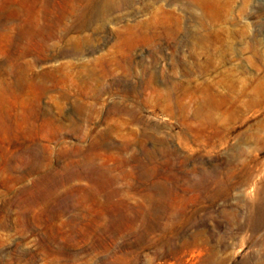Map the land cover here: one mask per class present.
<instances>
[{
	"label": "rangeland",
	"instance_id": "rangeland-1",
	"mask_svg": "<svg viewBox=\"0 0 264 264\" xmlns=\"http://www.w3.org/2000/svg\"><path fill=\"white\" fill-rule=\"evenodd\" d=\"M114 1L0 0V264H264V0Z\"/></svg>",
	"mask_w": 264,
	"mask_h": 264
},
{
	"label": "bare ground",
	"instance_id": "bare-ground-1",
	"mask_svg": "<svg viewBox=\"0 0 264 264\" xmlns=\"http://www.w3.org/2000/svg\"><path fill=\"white\" fill-rule=\"evenodd\" d=\"M90 2V4L88 5V11L87 12H82L77 18L72 19L74 24H80V27L72 26L71 28H63V30H66L67 32H71L75 29H81L83 27L88 26L90 23L92 22H96V21H100L103 24H106L107 22H109L110 19L107 18V14L110 11H113L114 9H116L117 3L114 0H104V3H101V1L98 0H87ZM161 7V6H160ZM162 8V7H161ZM151 9V8H150ZM158 13V12H156ZM170 16V14H169ZM68 17L65 16L62 19H67ZM28 27V26H27ZM174 27V26H173ZM49 29H51L52 31H54L56 28L55 25H49L48 26ZM171 30V29H170ZM178 33V32H177ZM137 34V33H136ZM122 38H126L124 37L125 35L121 34ZM173 38V37H172ZM81 41V40H80ZM84 43V42H83ZM85 47V46H84ZM52 48V47H51ZM77 49V48H76ZM66 55H70V54H74V51L71 52H64ZM39 60V59H38ZM98 62H104L106 64L111 63L110 59H106V58H101L98 60ZM97 69L96 68H92V72L96 73ZM43 82V81H42ZM40 84V83H39ZM151 85V84H150ZM156 88V87H155ZM159 89V88H158ZM161 90V89H160ZM169 91V89L167 90V92ZM159 92V91H158ZM163 93V92H162ZM92 107V106H91ZM90 111V109H89ZM198 112V111H197ZM198 116V115H197ZM112 126V125H111ZM106 137V136H105ZM97 140V139H96ZM98 143L100 144V142L98 141ZM129 148V147H128ZM82 150V148H81ZM80 150V151H81ZM83 151V150H82ZM147 151V150H146ZM148 152V151H147ZM87 153V152H86ZM126 162V161H125ZM79 163V162H78ZM76 166V165H75ZM78 167V165H77ZM85 167V166H84ZM72 170V169H71ZM78 170V169H77ZM98 170V169H96ZM75 171V169H74ZM77 173V172H76ZM65 177V176H64ZM102 177V176H101ZM74 178V177H73ZM115 183V182H114ZM120 191V190H119ZM196 191V190H195ZM200 193V192H198ZM215 193V192H214ZM120 195V194H119ZM217 196V195H216ZM128 208V207H127ZM130 208V207H129ZM133 213V212H132ZM133 216V215H132ZM150 228V226H148V229Z\"/></svg>",
	"mask_w": 264,
	"mask_h": 264
}]
</instances>
